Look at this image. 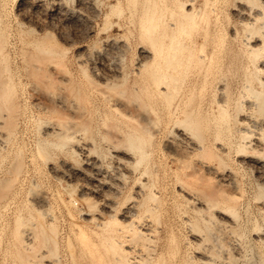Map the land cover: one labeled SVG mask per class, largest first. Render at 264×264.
<instances>
[{
	"label": "rangeland",
	"instance_id": "obj_1",
	"mask_svg": "<svg viewBox=\"0 0 264 264\" xmlns=\"http://www.w3.org/2000/svg\"><path fill=\"white\" fill-rule=\"evenodd\" d=\"M262 2V0H0V30L5 33L3 54L10 71L6 74L14 79L15 95L20 104L17 107L20 109L16 108L17 113L16 110L9 113V109L4 108V105L2 107L0 103V179L3 175L5 178L9 174L8 168L11 167L20 149L25 160L18 181L14 182L9 189L11 192L7 190L8 195L0 201V264L22 262L98 264L93 253L82 248L78 242L72 220L84 224L85 230L89 233V240L95 242L93 245L97 252L92 248L93 245L91 250L93 249L95 256L102 254V262H106L105 264H112L118 257L125 259V264H142L135 262L146 259V256L148 260L146 264H206L197 256L198 253L211 256L213 263L224 264L226 260L222 257L225 256L224 253L229 252L233 255L234 251H239V254L234 252L233 264H264V240L257 237L260 231L264 232V208L261 206L264 203V163L261 165L258 163L264 162L262 141L264 110H259L256 102L257 93L264 92ZM151 9L156 13L152 25L145 17V13L151 12ZM188 11L194 16L188 17ZM243 13L249 15L248 21L241 17ZM192 20L195 22L192 23ZM147 27L155 29L152 33L165 38L166 43L170 42L172 37L174 39L176 37L181 45H187L188 49L177 50V53L182 54L179 55L180 63L176 61L178 63L176 64L173 61L171 66L166 68L163 56L170 50L167 48L164 55L159 51L156 54L157 45L149 39L151 30ZM164 34H167L166 37ZM255 40H259L262 46L257 52H254L251 46ZM143 50H150L158 55L157 57L154 55L155 64L149 65L150 69L147 67L149 70L158 71L160 67L163 72L167 70L169 75H178L174 83H170L169 77L166 82H161L160 87H165L169 82L170 85H167L174 91L170 101L162 98L158 85L150 82L149 70L140 66ZM103 74L111 75L110 79L100 81L99 78ZM117 98H125L126 102L130 103L127 104L128 107L135 105V102H143L141 104L151 112L157 128L150 148L147 149L148 154L143 156V160L138 163H125L127 167H124L130 170L127 174L120 173L122 167L117 166L114 150L127 148L136 158L140 157V153L125 143L124 139L132 128L122 114V117L119 116L120 111L113 109V103L118 101ZM219 104L226 109L225 119L217 118ZM70 105L79 113H83L82 117L77 110L72 111V108L69 110L67 107ZM64 107L68 109V113L66 111L60 113L65 110ZM54 108L59 111H54ZM13 113L15 116L18 115V119L16 118L18 124H15V130L13 128L10 131L4 123ZM72 114L83 118L82 122L87 118L86 121L90 124L86 121L87 125L85 122L82 124L79 116L74 115L73 118ZM186 116L190 119L191 117L197 119L199 116L198 119L205 120L208 127L205 128V140L202 141L204 145H220L225 149L222 152L223 164L218 167L216 160L207 163L216 165L219 173L227 174L226 179L238 188L240 198L235 207L237 216L229 212L233 215V224L231 222L226 224L218 218L217 213L220 212L218 210H228L222 202L211 206L208 211H198L194 208V201H200L204 197L200 192L202 185L198 183L190 185L184 174L188 169L180 168L166 147L171 138L179 140L174 133L177 129L188 128L184 127L185 122L181 127L182 119ZM62 118L67 121L61 123L64 122ZM109 122H112L113 128ZM83 125L86 126L85 129ZM49 126L58 127L63 131L62 134L65 129L63 135L66 136L67 133L66 139L62 140L64 136L60 135L61 138L56 135L60 133L44 134L46 127ZM244 128L250 129L251 131H248L250 134L242 132ZM188 129L190 135L195 133L194 129L193 131ZM7 130L9 133L15 132L6 135ZM257 140L262 141L260 148L259 145L256 146ZM85 142L90 146L89 155L98 162L97 171L88 169L89 164L84 158V153L78 149ZM183 143L184 145L181 142L186 149L188 142ZM245 157L250 159L252 157L251 161L255 164L245 160ZM191 158L192 163L199 161L198 155ZM97 174H103L105 177L100 183L96 182ZM212 176L216 178L214 174ZM215 180L217 181V178ZM104 185H108L109 188ZM81 190H84L86 198L79 200L77 196ZM188 193L196 200L189 199ZM106 201L115 203L113 207L115 217L112 220L116 222L110 221L111 223L103 226L97 221L82 219L84 213H102ZM132 202L136 203L132 204L136 208L133 209L134 212L129 213L128 207ZM38 213L42 215L38 216ZM124 215H128L127 221L121 219ZM18 217H22L21 222L22 220L25 222L20 223L21 225L26 224L24 227L19 224L18 231H21L19 236L15 234ZM41 229L44 231H40ZM195 234H200L198 235L200 243L193 238L192 235ZM113 242L118 245L115 251L109 249ZM18 254L23 256L22 260Z\"/></svg>",
	"mask_w": 264,
	"mask_h": 264
},
{
	"label": "bare ground",
	"instance_id": "obj_2",
	"mask_svg": "<svg viewBox=\"0 0 264 264\" xmlns=\"http://www.w3.org/2000/svg\"><path fill=\"white\" fill-rule=\"evenodd\" d=\"M263 2V4H264V0H262ZM184 3V2H183ZM188 3V2H187ZM146 4V3H145ZM247 5H249V4H247ZM145 5H143V7H144ZM210 6V5H209ZM243 6V5H242ZM116 7V6H115ZM150 7V6H149ZM181 7V6H180ZM191 7H192V5H191ZM113 8V7H112ZM241 8V7H240ZM146 9V8H145ZM155 9V8H154ZM168 9V8H167ZM242 10H243V8H241ZM185 10V9H184ZM201 10V9H200ZM241 10V11H242ZM155 11V10H154ZM174 11V10H173ZM244 11V10H243ZM178 12V11H177ZM186 12V11H185ZM197 12V11H196ZM201 12V11H200ZM245 12V11H244ZM260 12V11H259ZM188 14V17H189V15L190 16H194V15H192V12H190V11H188L187 12ZM246 13V12H245ZM256 13V12H255ZM143 14V13H142ZM156 13H154L153 12V10L151 9V12H146L145 13V17H146V19H147V22L150 24V25H152V23L151 22H153L152 20L155 18L154 17V15H155ZM180 14V13H179ZM241 14H242V12H241ZM158 15V14H157ZM186 15V16H187ZM197 15V14H196ZM195 15V16H196ZM161 16V15H160ZM183 16V15H182ZM181 16V17H182ZM249 16V15H248ZM248 16H246V15H244V13H243V16H241L242 18H243V20H245V21H248L249 20V17ZM256 16V15H255ZM154 17V18H153ZM172 17V16H171ZM199 17V16H198ZM203 17V16H202ZM186 18V17H185ZM195 18V17H194ZM157 19V18H156ZM196 19V18H195ZM194 19V20H195ZM206 19V18H205ZM189 20V19H188ZM194 20H192L193 22L192 23H194L195 21ZM144 21V20H143ZM165 21V20H164ZM179 21V20H178ZM189 21H191V20H189ZM201 21V20H200ZM205 21V20H204ZM173 22V21H172ZM172 22H171V24H172ZM180 22V21H179ZM250 22V21H249ZM175 23V22H174ZM178 23V22H177ZM190 23V22H189ZM248 23V22H247ZM148 24V25H149ZM155 24V23H154ZM159 24V23H158ZM164 24V23H163ZM205 24V23H204ZM207 24V23H206ZM146 25V24H145ZM173 25V24H172ZM183 25V24H182ZM181 25V26H182ZM189 25H191V24H189ZM193 25V24H192ZM145 27V26H144ZM143 27V28H144ZM179 27V26H178ZM183 27V26H182ZM148 29H149V27H147ZM190 28V27H189ZM192 28V27H191ZM153 29V28H152ZM165 29V28H164ZM182 29H184V31H188V29H186L185 30V28H182ZM144 30H146V27H145V29ZM149 30H151V28L149 29ZM153 30H155V29H153ZM153 30H151L150 32L151 33H149L150 34V38L149 39H151V41H153V43L155 44V45H157V47L155 46V53L157 54L158 53V51L160 52V54H162V55H164L163 53H165L164 51H166L167 50V48H169L168 50H170V52H167V54H166V56L164 55L163 57V59H165V62H164V60H163V62L165 63V65H166V68L168 69V67H170L171 66V64H172V62L173 61H175V62H173V63H176V64H178V63H180V59L181 58H179V55H182V54H180V53H177V50L178 51H180V50H184V49H186L187 48V45H181V43L180 42H178L177 40H176V37H175V39L172 37L171 39V41L170 42H168V43H166L165 41H164V39L161 37H158V35L156 36V35H154L153 33H152V31ZM166 30V29H165ZM174 30V29H173ZM147 31V33H148V30H146ZM175 31H176V29H175ZM181 31V30H180ZM190 31V30H189ZM156 32H157V30H156ZM192 32V31H191ZM182 33H184V32H182ZM187 33V32H186ZM234 33V32H233ZM146 34V33H145ZM161 34H163V33H161ZM168 34V33H167ZM167 34H164L165 35V37H166V35ZM4 35H5V33L3 34V30L1 31L0 30V54H1V57H0V103L2 104V107H4V108H6L7 107V109H9V113H10V111H15L16 110V108L17 107H19V101H17V98H16V93H15V89H16V87L14 86V84H15V82H13L14 81V79L12 78V76H8L7 74H6V72L8 71L9 73H10V71H9V67H8V65H7V63H6V57H5V55L3 54V46H4ZM170 35V34H169ZM185 35V34H184ZM190 35V34H189ZM262 35V34H261ZM174 36V35H173ZM164 37V36H163ZM178 37V36H177ZM264 37V36H263ZM6 41V40H5ZM182 42V41H181ZM185 42V41H184ZM42 43V42H41ZM193 43V42H192ZM261 43H262V41H261ZM263 43H264V41H263ZM191 45V44H190ZM36 46V45H35ZM194 46H195V44H194ZM204 46V45H203ZM202 46V47H203ZM251 46H252V49H253V51L254 52H257L262 46L259 44V40L258 41H256L255 40V42H253L252 44H251ZM261 46V47H260ZM263 47H264V45H263ZM188 49V48H187ZM192 49V48H191ZM264 49V48H263ZM190 50V49H189ZM26 51V50H25ZM35 51V50H34ZM144 51V50H143ZM251 52V51H250ZM253 52V54L254 55H257V53H254ZM6 53V52H5ZM24 53V52H23ZM48 53V52H47ZM156 54H153L150 50H148V51H144V53H142V59H141V61H140V66L141 67H143V68H149V65H151V64H155V56L154 55H156ZM191 53L189 52V55H190ZM204 54V53H203ZM252 54V55H253ZM61 55V54H60ZM161 55V56H162ZM187 55V54H186ZM192 55V54H191ZM190 55V56H191ZM6 56H7V54H6ZM158 55H156V57H157ZM211 56V55H210ZM53 57V56H52ZM182 57H184V56H182ZM211 58V57H210ZM254 58V57H253ZM22 59V58H21ZM25 59V58H24ZM47 59V58H46ZM53 59H54V57H53ZM183 59V58H182ZM198 59V58H197ZM207 59V58H206ZM205 59V60H206ZM157 60V59H156ZM159 60V59H158ZM187 60H188V58H187ZM186 60V61H187ZM201 60V59H200ZM50 61V60H49ZM83 61V60H82ZM178 63H177V62ZM182 61V60H181ZM23 62V61H22ZM190 62V61H189ZM57 63V62H56ZM159 63H161V62H159ZM158 63V64H159ZM184 63V62H183ZM29 64V63H28ZM31 64V63H30ZM158 64H157V66H158ZM175 64V65H176ZM56 65V64H55ZM207 66V65H206ZM35 67H37V66H35ZM120 67V66H119ZM123 67V66H122ZM187 67V66H186ZM203 67V66H202ZM107 68V67H106ZM146 69V70H149V69ZM162 68V67H161ZM163 68H165V67H163ZM62 69V68H61ZM60 69V70H61ZM157 69V68H156ZM174 69V68H173ZM33 70V69H32ZM59 70V71H60ZM115 70V69H114ZM160 70V67H159V69H158V71L156 70H153V69H151V70H149V72H148V75H149V78H150V82L151 83H153V84H156V85H158V88H160L159 90H160V94L161 95H163L162 96V98H165L166 99V101L168 102V101H170L171 100V98H172V96L174 95L173 93H174V91L171 89L170 90V86H168L167 84H169V82L166 84V86L164 87H160L162 84H161V82L162 81H164V82H166V79L168 78V79H170V83H174V81H175V79L177 78L176 76H178V75H176V76H174V75H169V73L167 72V70H166V72L164 71H159ZM163 70V69H162ZM181 70V69H180ZM15 71V70H14ZM62 71V70H61ZM68 71V70H67ZM100 71V70H99ZM175 71V70H174ZM35 72V71H34ZM106 72V71H105ZM17 73V72H16ZM36 73V72H35ZM62 73V72H61ZM66 73V72H65ZM111 73V72H110ZM187 73V72H186ZM43 74V73H42ZM48 74V73H47ZM7 75V76H6ZM32 75V74H31ZM85 75H86V73H85ZM88 75V74H87ZM109 75V74H108ZM114 75V74H113ZM28 76V75H27ZM51 76V75H50ZM69 76V75H68ZM105 75L103 74L102 75V77L100 76V81H106L107 79H110L109 77L111 76V75H109V76H105ZM125 77V76H124ZM176 77V78H175ZM180 78V77H179ZM39 79V78H38ZM65 79V78H64ZM178 79V78H177ZM173 80V81H172ZM48 81V80H47ZM75 81V80H74ZM73 81V82H74ZM177 81V80H176ZM183 81V80H182ZM41 82V81H40ZM39 82V83H40ZM62 82V81H61ZM90 82V81H89ZM36 83V82H35ZM43 83H44V81H43ZM47 83V82H46ZM77 84V83H76ZM93 84V83H92ZM164 84V83H163ZM262 84V83H261ZM37 85V84H36ZM49 85V84H48ZM113 85V84H112ZM116 85V84H115ZM170 85V84H169ZM173 85H175V84H173ZM44 86V85H43ZM45 86H46V84H45ZM69 86H71V84L69 85ZM68 86V87H69ZM114 86V85H113ZM120 86V85H119ZM168 86V87H167ZM176 86V85H175ZM52 87V86H51ZM94 87V86H93ZM101 87V86H100ZM74 88V87H73ZM79 88V87H78ZM110 88V87H109ZM47 89V88H46ZM66 89V88H65ZM97 89V88H96ZM100 89V88H99ZM118 89V88H117ZM250 89V88H249ZM253 89V88H252ZM174 90H176L175 88H174ZM66 92V91H65ZM68 92V91H67ZM119 92H121L122 93V91L120 90ZM119 92H118V94H119ZM178 92V91H177ZM223 92V91H222ZM256 92V91H255ZM254 92V93H255ZM79 93V92H78ZM103 94H104V92H102ZM50 94V93H49ZM60 94V93H59ZM107 94V93H106ZM123 94H124V92H123ZM138 94V93H137ZM136 94V95H137ZM179 94V93H178ZM52 95V94H51ZM61 95V94H60ZM108 95V94H107ZM114 95V94H113ZM122 95V94H121ZM226 95V94H225ZM80 96V95H79ZM122 96H125V95H122ZM130 96V95H129ZM135 96V95H134ZM256 96V95H255ZM110 97V96H109ZM220 97V96H219ZM106 99L108 98V97H105ZM111 98V97H110ZM128 98V97H127ZM133 98V97H132ZM56 99V98H55ZM76 99V98H75ZM129 100H130V97L128 98ZM135 99V101H136V99H137V97L136 98H134ZM140 99V98H139ZM108 100H110V99H108ZM118 100V101H117ZM117 102L115 103H113V109H116V110H118V112L120 113V115L119 116H121V114H122V116L124 117V120H126L129 124H131L130 126H131V128H132V131L131 132H129L128 133V135H126V138L124 139V140H126L125 141V143L127 142L128 143V145H129V147H131V148H134V149H137L138 151H139V153H140V157H135V155H134V153L132 154V152H130V151H128L127 150V148L126 147H128V146H126L125 148H126V150H124V149H117L116 148V150H114V154H115V156H116V158H117V166H119V168L120 167H122L121 168V170H122V172L120 171V173H126L127 174V172H129L124 166H126L127 167V163H132V162H135V163H138V162H140L141 161V159L143 158V156L145 155V154H148L147 153V149H148V147L150 148V145H151V143H152V140H153V138H154V136H155V134H156V130H157V128H156V123H154L155 122V120H154V118L151 116V112H148V110H146V108H145V106H143V104H141V103H143V102H140L141 100H139V102L140 103H137V102H133L135 105H133L132 107H128L127 106V104L128 105H130V103H128V102H126V100H125V98H120V99H118L117 98ZM40 101V100H39ZM130 101H133V100H130ZM129 101V102H130ZM71 102V101H70ZM78 101H76V103H77ZM166 102V103H167ZM256 102H258L257 103V108L259 109V110H261V111H263L264 110V92H258L257 93V101ZM36 103V102H35ZM79 103H80V101H79ZM132 103V102H131ZM223 103V102H222ZM246 103V102H245ZM58 104V103H57ZM83 104V103H82ZM4 105V106H3ZM39 105V104H38ZM76 105V104H75ZM192 106V105H191ZM63 107V106H62ZM61 107V108H62ZM56 108H58V107H56ZM56 108H54L53 110L54 111H57L58 109H56ZM67 108H69V110H70V108H72L71 110L73 111L74 109H75V107L73 108L71 105H70V107H67ZM177 108V107H176ZM2 109V108H1ZM18 109H20V108H17V110ZM64 109H65V107H64ZM79 109V108H78ZM87 109V108H86ZM85 109V110H86ZM17 110L15 111V113H17ZM63 110V109H62ZM75 110H77V109H75ZM20 111V110H19ZM22 111V110H21ZM59 111V110H58ZM66 111V113H68L67 111H68V109H65V110H63V111H61L60 113H62V112H65ZM82 111V110H81ZM11 112V113H12ZM52 112V111H51ZM77 113H79V111L77 110L76 111ZM75 112V113H76ZM115 112V111H114ZM117 111H116V114L118 113ZM172 112V111H171ZM7 113V112H6ZM18 113H20V112H18ZM59 113V112H58ZM59 113V114H60ZM86 113V112H85ZM168 113V112H167ZM226 109H225V107H223L222 106V104L220 105L219 104V110H218V113H217V118H224L225 117V115H226ZM81 114V115H80ZM82 114L83 113H79V115L82 117ZM190 114V113H189ZM188 114V115H189ZM192 114V113H191ZM199 114V113H198ZM6 115V114H5ZM9 114H7V116H8ZM68 115H70V114H68ZM75 116H76V114H74ZM73 114H72V117L74 116ZM78 115V116H79ZM106 115V114H105ZM244 115V114H243ZM18 116V115H17ZM17 116H15V114L13 113V114H11L10 116H9V118H8V120H6L5 121V123H4V121H3V123L6 125L7 124V126H8V129L11 131L14 127L16 128V125L18 124L17 123V121H16V118L18 119V117ZM78 116H76V117H78ZM80 116L78 117L79 118V120H80V122L82 123V124H85L87 121H86V119L84 120V122H82V120L81 119H83V118H81L80 119ZM84 116V115H83ZM121 116V117H122ZM185 116V115H184ZM190 116H192V115H190ZM4 117H6V116H4ZM59 117H60V115H59ZM62 117V116H61ZM63 117H65V116H63ZM112 117V116H111ZM201 117V116H200ZM74 118V117H73ZM85 118V117H84ZM178 118V117H177ZM193 118V119H192ZM195 117H191V119L189 118V117H185L184 119H182L183 121H182V124H181V127H182V125H184L183 123L185 122L186 124L184 125V127L185 126H187L191 131H193V129H194V131H195V133H192L193 135H190L189 134V132L187 131V129H186V127H185V129L182 127V128H180V129H177V132H174V133H176L177 134V138H179V140L178 139H170V140H168V142H167V145H166V147L168 148V150L170 151H168L170 154H171V156H172V159L175 161V163L177 162L179 165V167L180 168H182L183 170L184 169H188V171H186L184 174H185V176H186V180L190 183V185H191V183H198V184H200V185H202V191H200L202 194H203V196L205 197H203L202 199H200V201H197L195 198V200L196 201H194L195 203H194V208L195 209H197L198 211H203V210H207L208 211V209H210V207L211 206H213V205H217V204H219L220 202H222L226 207L225 208H227L228 210V212L225 210H223V211H221V210H218V211H220L219 213H217V216H218V218L220 219V221H224V222H226V224L228 223L229 224V222H231L232 224H233V222H232V220L234 219L233 218V215H236V209H235V207H236V203H237V201L239 200V198H240V193H239V191H238V188H236L235 186H233L232 185V183H230V181H228L226 178L227 177H225V176H228L224 171V173L226 174V175H224V174H222V173H219V171L217 170V167H216V165H214L213 163H211V165L209 164V163H207V162H212V161H214V160H216V161H218V167H219V165H221V164H223L224 162H223V158H222V152L225 150L222 146H220V145H210V144H208V145H204L203 143H202V141L203 140H205L204 139V133H205V128H207L206 127V124H205V120L204 119H202V118H200V119H198L199 118V116H198V118L197 119H194ZM207 118V117H206ZM65 119V118H64ZM64 119L62 118V120L64 121ZM67 119H69V116H68V118ZM225 119V118H224ZM72 120V119H71ZM70 120V121H71ZM76 120V119H75ZM74 120V121H75ZM78 120V121H79ZM88 120V119H87ZM252 120V119H251ZM59 121H61V120H59ZM67 121V120H66ZM66 121H64V122H61V123H65ZM264 121V120H263ZM40 122V121H39ZM54 122V121H53ZM262 122V121H261ZM17 123V124H16ZM57 123V122H56ZM71 123V122H70ZM69 122H68V124H70ZM77 123V122H76ZM88 123V122H87ZM87 123L85 124V125H87ZM110 124H111V128H113L112 127V122H109ZM175 123H178V122H175ZM181 122H179V124H180ZM241 123V122H240ZM257 123V122H256ZM16 124V125H15ZM75 124V123H74ZM88 124H90V123H88ZM260 124V123H259ZM54 125V124H53ZM70 125H72V124H70ZM80 125V124H79ZM85 125H83V127H84V129H85ZM254 125V124H253ZM258 125V124H257ZM4 126V125H3ZM58 126V125H57ZM62 126V125H61ZM66 125L64 124V127H65ZM109 126V125H108ZM115 126V125H114ZM40 127V126H39ZM59 127H60V124H59ZM80 127H81V125H80ZM173 127V126H172ZM7 128V127H6ZM15 128H14V130H15ZM62 127H60V129H61ZM70 128V127H69ZM116 128V127H115ZM178 128V127H177ZM250 128V127H249ZM259 128V127H258ZM39 129V128H38ZM40 129H42V128H40ZM58 127H56V126H54V127H46V129H45V132H44V134L46 133L47 135H50V134H52V133H60V134H56V135H61L62 137L64 136L63 134H65V129H64V133L62 134L61 133V131L62 130H60ZM188 129V130H189ZM228 129V128H227ZM3 130H4V128H3ZM77 130V129H76ZM86 130H87V128H86ZM159 130V129H158ZM250 129H248V128H244V131L242 130V132H244V133H248V134H250L248 131H249ZM114 131H115V129H114ZM118 131V130H117ZM217 131V130H216ZM251 131V130H250ZM4 132H6L5 130H4ZM15 132V131H14ZM13 132V133H14ZM63 132V131H62ZM70 132V131H69ZM68 132V133H69ZM88 132V131H87ZM12 132L11 133H9L8 132V130H7V133H6V135L7 134H13ZM191 133V132H190ZM216 133V132H215ZM219 133V132H218ZM107 134V133H106ZM111 134V133H110ZM118 134H120L119 132H118ZM217 134V133H216ZM248 134H244L245 136L246 135H248ZM8 135V136H9ZM68 135H70V134H68ZM91 135V134H90ZM196 136V138H194L195 136ZM5 136V135H4ZM8 136H6V137H8ZM60 136V137H61ZM66 136H67V133H66ZM66 136H64V138H62V140L63 139H66ZM82 136V135H81ZM84 136V135H83ZM110 136V135H109ZM194 136V137H193ZM218 136H219V134H218ZM2 137V136H1ZM11 137V136H10ZM76 137V136H75ZM89 137V136H88ZM175 137V136H174ZM243 137V136H242ZM2 138H5V137H2ZM110 138V137H109ZM176 138V137H175ZM257 138V137H256ZM78 139V138H77ZM111 139H112V137H111ZM119 139V138H118ZM248 139V138H247ZM9 140H11V139H9ZM69 140V139H68ZM109 140V139H108ZM121 140V139H120ZM123 139L121 140V141H124ZM244 140V139H243ZM1 141H6V140H1ZM90 141H91V139H90ZM94 141V140H93ZM112 141H113V139H112ZM116 141V140H115ZM183 141H187L188 143H187V145H188V147L186 146V149L185 148H183L184 146H182V144L184 145V143H183ZM263 142H264V140H262ZM262 141H260V140H257L256 141V143H257V145L256 146H258L259 145V147L258 148H260V145H261V142ZM52 142V141H51ZM118 142V141H117ZM120 142V141H119ZM181 142H182V144H181ZM220 142V141H219ZM54 143V142H53ZM52 143V144H53ZM110 143H111V140H110ZM124 143V142H123ZM2 144V143H1ZM114 144V143H113ZM120 144V143H119ZM162 144V143H161ZM219 144V143H218ZM248 144V143H247ZM250 144V143H249ZM14 145V144H13ZM12 145V146H13ZM63 145V144H62ZM78 145V144H77ZM118 145V144H117ZM242 145H244V143H242ZM37 146V145H36ZM56 146H58V144L56 145ZM55 146V147H56ZM114 146H115V144H114ZM224 146V145H223ZM256 146H255V144H254V147L256 148ZM113 147V146H112ZM253 147V148H254ZM6 148V147H5ZM41 148V147H40ZM89 148H90V146L88 145V143L86 144V142H85V144L83 145H81V146H79V148L78 149H80L79 151H82L81 153H84V158L87 160V163L89 164L88 166H89V168L88 169H91V170H96L97 171V165H98V162H97V160L94 158V157H92V156H90L89 154V152L90 151H88L89 150ZM252 148V147H251ZM20 149V148H19ZM42 149V148H41ZM45 148H43V150H44ZM165 149V148H164ZM246 149H248L247 148V146H246ZM257 149V148H256ZM11 150V149H10ZM24 150V149H23ZM43 150H41V151H43ZM95 150V149H94ZM133 150V149H132ZM242 150V149H241ZM258 150V149H257ZM21 149H20V151L18 152V154H16L17 156H15L16 158L15 159H13V163H12V165H11V167L10 168H8V175L7 174H5V178H3V176L1 177V181H0V201L4 198V196L6 195H8V192H7V190H9V189H11V186H13V184H14V182L17 180V178L20 176V174L23 172L22 171V169H23V166H24V161L25 160H23V157H22V154H21ZM39 151V150H38ZM45 151V150H44ZM227 151V150H226ZM244 151V150H243ZM242 151V152H243ZM253 151H254V149H253ZM40 152V151H39ZM77 152V151H76ZM245 152V151H244ZM14 153H15V151H14ZM20 153V154H19ZM44 153V152H43ZM246 153V152H245ZM262 153V152H261ZM1 154V153H0ZM10 154V153H9ZM40 154V153H39ZM193 155H198L199 156V161H195L194 163H192V156ZM246 155V154H245ZM4 156H6V155H4ZM24 156V155H23ZM43 156V155H42ZM1 157V156H0ZM33 157V156H32ZM52 157V156H51ZM147 157V156H146ZM48 158V157H47ZM198 158V157H197ZM241 158V157H240ZM243 158V157H242ZM8 159V158H7ZM84 159V160H85ZM115 159V158H114ZM245 160L247 159V161L249 160L250 162H252L251 161V159L253 160V158L251 157V159L249 158V157H245L244 158ZM243 159V160H244ZM254 159H256V158H254ZM258 159V158H257ZM256 159V160H257ZM47 160V159H46ZM143 160V159H142ZM197 160V159H196ZM173 161V162H174ZM254 162V161H253ZM252 162V163H253ZM126 163V164H125ZM176 163V164H177ZM215 163V162H214ZM260 165L262 164V163H264L263 161L261 162H258ZM257 163V164H258ZM254 164H255V162H254ZM9 165V164H8ZM129 165V164H128ZM250 165V164H249ZM256 166V165H255ZM54 167V166H53ZM259 167V166H258ZM100 168V167H99ZM55 169V168H54ZM258 169V168H257ZM4 170V169H3ZM264 170V169H263ZM7 171V170H6ZM57 172V171H56ZM76 172V171H75ZM79 172V171H78ZM100 172V171H99ZM4 173H5V171H4ZM61 173V172H60ZM65 173V172H64ZM119 173V172H118ZM119 173V174H120ZM145 173H147V172H145ZM77 174V173H76ZM81 174V173H80ZM117 174V173H116ZM148 174V173H147ZM212 174H214V176L217 178V181L214 179V177L212 176ZM260 174V173H259ZM79 175V174H78ZM98 176H97V181L96 182H101L103 179H105V177L103 176V174L101 175V174H97ZM125 175V174H124ZM1 176V175H0ZM56 176H58V175H56ZM62 176V175H61ZM68 176V175H67ZM83 176V175H82ZM118 176V175H117ZM229 176H230V174H229ZM231 177V176H230ZM76 178V177H75ZM83 178V177H82ZM110 178V177H109ZM120 178V177H119ZM84 179V178H83ZM87 179V178H86ZM107 179V178H106ZM111 179V178H110ZM61 180V179H60ZM70 180V179H69ZM85 180V179H84ZM186 180H185V182H186ZM230 180V179H229ZM18 181V180H17ZM16 181V182H17ZM89 181V180H88ZM91 181V180H90ZM116 181H117V179H116ZM226 181H228V182H226ZM231 181H233V180H231ZM60 182V181H59ZM73 182H74V180H73ZM72 182V183H73ZM94 182V181H93ZM144 182V181H143ZM188 182H186V183H188ZM35 183V182H34ZM33 183V184H34ZM104 183V182H103ZM125 183V182H124ZM188 183V184H189ZM16 184V183H15ZM68 184V183H67ZM93 184V183H92ZM185 184V183H184ZM35 185V184H34ZM33 185V186H34ZM71 185V184H70ZM95 185V184H94ZM102 185V184H101ZM122 185V184H121ZM141 185V184H140ZM260 185V184H259ZM76 186V185H75ZM91 186V185H90ZM106 188H109V186L108 185H104ZM146 186V185H145ZM195 186V185H194ZM16 187V186H15ZM36 187V186H35ZM103 187V186H102ZM141 187H143V186H141ZM191 187V186H190ZM13 189H14V187H12ZM76 188V187H75ZM139 188V187H138ZM182 188H183V186H182ZM262 188V187H261ZM150 189V188H149ZM181 189V188H180ZM179 189V190H180ZM19 190V189H18ZM87 190V189H86ZM105 190V189H104ZM117 190V189H116ZM10 191V190H9ZM114 191V190H113ZM139 191H141V190H139ZM184 191V190H183ZM6 192H7V194H6ZM11 192V191H10ZM35 192V191H34ZM112 192V191H111ZM195 192V191H194ZM262 192V191H261ZM76 193V192H75ZM87 193V192H86ZM17 194V193H16ZM29 194V193H28ZM37 194V193H36ZM138 196V195H137ZM150 197H151V195H150ZM154 197V196H153ZM187 197L189 198V199H193V197H192V195H189V193H188V195H187ZM186 197V198H187ZM86 197H85V192H84V190L82 191L81 190V193L77 196V199H79V200H82V199H85ZM200 198V197H199ZM199 198H197V199H199ZM7 199V198H6ZM65 199V198H64ZM76 199V200H77ZM149 199V198H148ZM193 199V200H194ZM204 199V200H203ZM261 199V198H260ZM35 200V199H34ZM40 200V199H39ZM55 200V199H54ZM78 200V201H79ZM135 200V199H134ZM140 200V199H139ZM4 201H5V199H4ZM107 203L104 205V207H103V212L102 213H96V214H94V213H84L83 215H82V219H84L85 221H90V220H93V221H97L98 222V224H100V225H106V224H109V222L111 221H114V222H116L114 219L112 220V218H114L115 216H114V214H113V207H114V205H115V203L114 202H112V201H106ZM138 202V201H137ZM2 203V202H1ZM38 203V202H37ZM136 204L135 202H132L131 203V206L130 207H128V212L129 213H132V212H134L133 211V209L134 208H136L135 207V205H132V204ZM261 203V202H260ZM42 204V202L40 203V205ZM262 204V203H261ZM39 205V206H40ZM64 205V204H63ZM140 205V204H139ZM3 206V205H2ZM53 206V205H52ZM57 206V205H56ZM129 206V205H128ZM137 206V205H136ZM158 206V205H157ZM263 208H264V203L261 205ZM260 206V207H261ZM223 208H224V206H222ZM221 207V208H222ZM220 208V209H221ZM222 208V209H223ZM224 208V209H225ZM75 209V208H74ZM152 210V209H151ZM1 211V210H0ZM37 211V210H36ZM116 211V210H115ZM114 211V212H115ZM41 212H42V210H41ZM50 212V211H49ZM127 212V213H128ZM151 212V211H150ZM153 212V211H152ZM231 214H233V215H231ZM37 213V212H36ZM104 213L105 214H107V215H104ZM127 213H125V214H127ZM143 213V212H142ZM204 213V212H203ZM212 213V212H211ZM238 213V212H237ZM39 215L38 216H41L40 215V213H38ZM137 214V213H136ZM158 214V213H157ZM206 214V213H205ZM31 215V214H30ZM122 215V214H121ZM18 216H20V215H18ZM37 216V217H38ZM72 216V215H71ZM70 216V217H71ZM237 216V215H236ZM236 216H234L235 218H236ZM15 217V216H14ZM127 217H128V215H124V216H122L121 217V219L123 220V221H127ZM152 217H153V215H152ZM206 217V216H205ZM16 218V217H15ZM24 218V217H23ZM27 218V217H26ZM159 218V217H158ZM233 218V219H232ZM21 219H22V217L21 218H17V221H16V224H17V226H16V229H15V234L17 235V236H19V232H21V231H18L20 228L18 227L19 226V224L20 223H23L24 221L22 220V222H21ZM29 219V218H28ZM38 219V218H37ZM41 219H43V218H41ZM73 219V218H72ZM116 219V218H115ZM156 219V218H155ZM25 220V219H24ZM33 220H34V218H33ZM45 220V219H44ZM70 220V219H69ZM130 220V219H129ZM134 220V219H133ZM205 220V219H204ZM73 222H72V225H74L73 227V230H74V233L76 234L75 236H77V238L80 240H78V242H80V244L82 245V248H84V249H86V250H89V252H91V253H93L92 255H94V257H96V261H98L99 263L98 264H105V263H103L102 262V254H98L97 256H95V252L93 251V249L94 248H96L95 247V245H93L94 243L92 242V240H89V233H87V230H85L86 228L83 226L84 224H81V222H79V221H74V220H72ZM153 221V220H152ZM156 221V220H155ZM219 221V220H218ZM235 221V220H234ZM43 222V221H42ZM110 222V223H111ZM134 222V221H133ZM25 223V222H24ZM28 223V222H27ZM39 223V222H38ZM84 223H86V222H84ZM130 223V222H129ZM127 224V223H126ZM151 224H152V222H151ZM9 225V224H8ZM21 225V224H20ZM23 225V224H22ZM21 225V226H22ZM26 225V224H25ZM25 225H23V227L25 226ZM58 225V224H57ZM42 226V225H41ZM108 226V225H107ZM126 226V225H125ZM128 226V225H127ZM196 226V225H195ZM220 226V225H219ZM238 226V225H237ZM34 227V226H33ZM190 227V226H189ZM199 227V226H198ZM233 227V226H232ZM19 228V229H18ZM42 228V227H41ZM53 227H51V229H52ZM63 228V227H62ZM105 228H107V227H105ZM110 228V227H109ZM149 228V227H148ZM207 228V227H206ZM240 228V227H239ZM260 228V227H259ZM35 229V228H34ZM51 229H49V230H51ZM108 229V228H107ZM115 229V228H114ZM119 229V228H118ZM144 229H146L145 227H144ZM197 229V228H196ZM30 230V229H29ZM28 230V231H29ZM44 231V229H41L40 231ZM201 230V229H200ZM260 230V229H259ZM110 231V230H109ZM138 231V230H137ZM199 231V230H198ZM3 232V231H2ZM32 232V231H31ZM46 232V231H45ZM52 232H53V230H52ZM91 232V231H90ZM124 232H126V231H124ZM135 232V231H134ZM200 232V231H199ZM223 232V231H222ZM261 232V231H260ZM259 232V234H258V232H257V237L259 238V239H262V240H264V232H263V230H262V233H260ZM34 233V232H33ZM37 233V232H36ZM44 233V232H43ZM42 233V234H43ZM73 233V234H74ZM144 233H145V231H144ZM195 233H197V232H195ZM21 234V233H20ZM39 234V233H38ZM45 234V233H44ZM201 234V233H200ZM200 234H195V235H192L193 236V238L198 242V241H200V237L198 236V235H200ZM209 234V233H208ZM34 235V234H33ZM37 235V234H36ZM35 235V236H36ZM202 235V234H201ZM240 235V234H239ZM21 236V235H20ZM24 236V235H23ZM31 236V235H30ZM44 236V235H43ZM93 236V235H92ZM132 236H134V234L132 235ZM206 236V235H205ZM33 237V236H32ZM31 237V238H32ZM38 237V236H37ZM36 237V238H37ZM46 237V236H45ZM116 237V236H115ZM118 237V236H117ZM240 237V236H239ZM25 238V237H24ZM69 238V237H68ZM142 238V237H141ZM202 238V237H201ZM22 239V238H21ZM26 239V238H25ZM35 239V238H34ZM43 239V238H42ZM41 239V240H42ZM45 239V238H44ZM149 239V238H148ZM150 239H152V238H150ZM30 240V239H29ZM39 240H40V238H39ZM69 240V239H68ZM108 240V239H107ZM114 240V239H113ZM112 240V241H113ZM116 240V239H115ZM22 241H24V240H22ZM43 241V240H42ZM117 241V240H116ZM146 241V240H145ZM149 241V240H148ZM195 241V242H196ZM203 241V240H202ZM102 242V241H101ZM108 242V241H107ZM43 243V242H42ZM99 243V242H98ZM110 243V242H109ZM117 243V242H116ZM123 243V242H122ZM198 243H200V242H198ZM44 244V243H43ZM68 244V243H67ZM32 245V244H31ZM92 245H93V247H92ZM102 245V244H101ZM106 245V244H105ZM104 245V246H105ZM9 246V245H8ZM35 246V245H34ZM97 246V245H96ZM100 246V245H99ZM116 246H118V245H116L114 242L113 243H111L110 244V248L109 249H113V251H115L114 249L116 248ZM144 246V245H143ZM222 246V245H221ZM91 247L93 248L92 250H91ZM48 248V247H47ZM73 248V247H72ZM104 248V247H103ZM107 248V247H106ZM118 248V247H117ZM122 248V247H121ZM124 248V247H123ZM151 248V247H150ZM177 248V247H176ZM214 248V247H213ZM118 249H120V248H118ZM217 249V247L215 248V250ZM234 249V248H233ZM47 250V249H46ZM91 250V251H90ZM94 250H96V252H97V249H94ZM121 250V249H120ZM123 250V249H122ZM121 250V251H122ZM125 250H126V248H125ZM124 250V251H125ZM128 250L129 249H127V252H128ZM171 250H173V247H171ZM18 251H20V250H18ZM109 251V250H108ZM47 252V251H46ZM105 252V251H104ZM154 252V251H153ZM214 252V251H213ZM234 252H236V251H234ZM233 252V255H230L229 254V252L228 253H224L225 254V256H222L223 258H225L226 260H225V263L224 264H231L233 261V257H234V255H235V253ZM19 253V252H18ZM37 253V252H36ZM119 253V252H118ZM220 253V252H219ZM223 253V252H222ZM236 253H238L239 254V251L238 252H236ZM38 254V253H37ZM47 254V253H46ZM106 254V253H105ZM208 254V253H207ZM209 254H210V252H209ZM218 254V253H217ZM1 255V254H0ZM18 255H20V254H18ZM56 255H58V254H56ZM66 255V254H65ZM116 255V254H115ZM29 256V255H28ZM113 256H114V254H113ZM121 256V255H120ZM142 256V255H141ZM201 260H203L206 264H216L215 262L213 263V259H211V256H209V255H206L205 253H198V255H197ZM218 256V255H217ZM20 257V259L22 260V257L23 256H19ZM74 257V256H73ZM87 257V256H86ZM136 257V256H135ZM214 257V256H213ZM113 258V257H112ZM125 258V257H124ZM26 259V258H25ZM40 259V258H39ZM98 259V260H97ZM139 259V258H138ZM217 259V258H216ZM219 259V258H218ZM127 260V259H126ZM135 260V259H134ZM237 260V259H236ZM27 261V260H26ZM95 261V260H94ZM231 261V262H230ZM19 262H22V261H19ZM36 262V261H35ZM41 262V261H40ZM142 263V264H146V262H148V260H147V256H146V259H143L142 261H141V259H139L138 260V262H135V263ZM134 263V262H133ZM187 263V262H186ZM21 264H24L23 262L21 263ZM112 264H125V259H122V258H120V257H118L117 259L115 258L113 261H112ZM127 264V263H126ZM221 264H223V263H221ZM233 264V263H232Z\"/></svg>",
	"mask_w": 264,
	"mask_h": 264
}]
</instances>
